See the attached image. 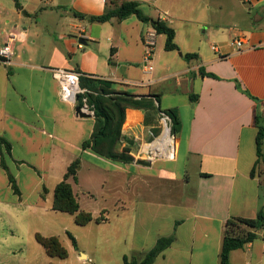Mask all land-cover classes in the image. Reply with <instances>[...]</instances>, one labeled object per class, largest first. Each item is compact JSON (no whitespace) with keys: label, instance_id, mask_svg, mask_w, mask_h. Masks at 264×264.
<instances>
[{"label":"crops","instance_id":"0c3cea01","mask_svg":"<svg viewBox=\"0 0 264 264\" xmlns=\"http://www.w3.org/2000/svg\"><path fill=\"white\" fill-rule=\"evenodd\" d=\"M110 1L0 0V48L11 41L14 50L10 64L0 61V136L11 145L5 163L17 182H47L56 157L66 172L80 158L73 186L80 206L79 195L94 197L77 193L85 170L88 182H115L119 195H109V205L95 213L104 221H94L113 225L109 264L144 254L173 233L175 242L154 264H219L226 223L254 219L264 208L263 142L257 145V118L264 119V0H197V7L189 0H128L176 31L180 50L166 51V37L156 43L150 73L139 67L151 25L136 16L90 20L104 15ZM197 24L207 29L199 33ZM209 38L216 44L208 47ZM238 40L244 41L241 52ZM187 54L198 57L186 61ZM58 68L114 82V90L137 99L157 95L162 110L176 109L181 130L174 159L125 164L83 149L95 121L76 117L61 100L51 72ZM201 68L218 78L202 76ZM192 95L199 97L195 104ZM151 113L146 124L142 111L126 112L118 151L129 149L135 161H147L138 154L162 129L156 111ZM257 235L231 253V264H264V230ZM77 252L88 260V253Z\"/></svg>","mask_w":264,"mask_h":264},{"label":"trees","instance_id":"16d2710c","mask_svg":"<svg viewBox=\"0 0 264 264\" xmlns=\"http://www.w3.org/2000/svg\"><path fill=\"white\" fill-rule=\"evenodd\" d=\"M110 9L102 16L90 17L93 22L106 23L112 19L119 21L128 19L132 16H136L141 22L149 24L158 35L166 37V51H178L179 46L175 42L176 31L169 27L165 22L152 19L144 14L141 10V5L138 1H117L111 0L109 2ZM17 8L21 9L18 1H16ZM84 18L83 15L77 14ZM198 57L197 54H187L184 59L191 61ZM82 74L80 72H77ZM200 74L202 76L218 78L213 74H207L206 71L201 68ZM81 86L89 90L88 99L90 104L95 109V128L94 133L89 140L83 143V149H91L95 154L107 158L117 163H136L138 165H148L150 162L145 160H137L130 155V150L124 148L122 152L118 149L123 138V126L126 121V112L128 109H134L142 111L145 114V123L148 124L150 117L152 116L151 110H155L156 114H164L168 116L173 124V134H177L181 130V120L176 109L162 110L161 99L157 95H150L149 97H143L137 99L136 96L127 92H119L113 89L114 82L82 74ZM237 87L240 86L237 84ZM199 97L197 95L191 96L192 103H197ZM257 124L259 125V132L257 136V145L260 149L264 140V119L263 117L257 118ZM10 155L11 145L2 136H0V166L6 172L10 186L15 195L21 196V192L17 186V181L12 176L9 168L5 163V154ZM81 167V159L75 160L67 169L66 174L63 176L62 182H60L54 190V198L52 209L61 213H68L75 216L77 225L85 226L91 222H102L98 217L94 219L90 213L82 212L81 206L75 195L73 189L74 184L78 183L79 169ZM264 230V208H260L257 217L251 218H232L226 223V229L224 231L222 251L219 255V264H231L230 255L236 250L245 248L250 242H254L257 238V231ZM74 246L77 248L75 238L71 236ZM175 233L168 237L160 238L154 247V249L144 253L136 254L132 256H125L123 264H154L156 259L167 249H169L175 242ZM38 242L45 249L47 255L52 258L66 259L68 257V251L63 247L57 237L44 238L37 235Z\"/></svg>","mask_w":264,"mask_h":264},{"label":"rangeland","instance_id":"374dc122","mask_svg":"<svg viewBox=\"0 0 264 264\" xmlns=\"http://www.w3.org/2000/svg\"><path fill=\"white\" fill-rule=\"evenodd\" d=\"M166 1V0H164ZM195 3L197 0H189ZM197 7V3L194 4ZM158 14L155 12V16ZM200 18H202L200 16ZM212 21V19H211ZM199 33L207 29V26H195ZM203 29V30H201ZM162 39L156 38V43L160 45ZM216 44L214 39H208V47ZM155 66V60L153 62ZM142 73L143 65L139 67ZM264 148V140H263ZM36 159V158H31ZM56 168L50 173L47 182H16L21 192V196L15 195L12 190L9 179H2V170L0 169V264H109L111 260V238L109 231L113 225L100 227L97 223L81 226L77 225L75 216L68 213H61L52 209L54 189L60 183L61 176L66 173V168H62L56 157ZM17 170V169H16ZM85 170L81 174V188H77V193L89 192L81 196V211L90 213L95 219L97 211L107 207L105 200L108 197L118 196V186L115 182H109L104 187L105 182H88L89 178ZM73 186L75 185L71 182ZM39 184V185H38ZM46 187L49 191L44 188ZM38 185V189L35 187ZM44 188V190H43ZM43 190V193H42ZM44 197L43 200L39 196ZM110 195V196H109ZM22 197V200L20 201ZM100 220L105 219L101 214ZM37 235L44 238L57 237L63 247L68 251L66 259L49 257L37 240ZM71 236L76 239L78 249L89 254L86 261L78 257V252L73 244ZM120 248V247H119ZM111 249L113 247L111 246ZM93 257V258H92ZM89 259L92 261L89 262ZM99 260L98 261L96 260Z\"/></svg>","mask_w":264,"mask_h":264},{"label":"built area","instance_id":"2783aa9c","mask_svg":"<svg viewBox=\"0 0 264 264\" xmlns=\"http://www.w3.org/2000/svg\"><path fill=\"white\" fill-rule=\"evenodd\" d=\"M157 31L147 30L143 34V44L146 48V55L144 56V69L146 73L153 71V56L155 55L156 37ZM244 41L238 40L235 45L239 52L242 51ZM214 51H218L217 47L212 48ZM14 50L11 41L7 42L5 46L0 48V61L4 64H10L13 57ZM53 79H55L60 88V98L63 102L71 104L76 110L80 108L81 111L94 118L95 109L90 104L88 99L89 90L81 86L82 74L66 69H52ZM162 129L159 135L153 138V141L146 144L145 148H142L139 157H144L147 161L153 162L157 160H172L177 154V139L176 134L172 133L173 124L171 119L164 115H159Z\"/></svg>","mask_w":264,"mask_h":264},{"label":"water","instance_id":"95a60500","mask_svg":"<svg viewBox=\"0 0 264 264\" xmlns=\"http://www.w3.org/2000/svg\"><path fill=\"white\" fill-rule=\"evenodd\" d=\"M75 114H76V117L81 118V119H92L93 118L92 116L83 113L79 107L76 108Z\"/></svg>","mask_w":264,"mask_h":264}]
</instances>
